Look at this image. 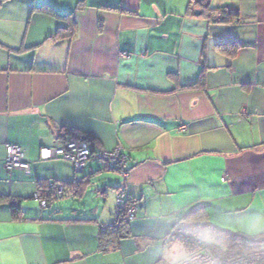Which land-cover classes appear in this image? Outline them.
<instances>
[{"label": "crops", "instance_id": "1", "mask_svg": "<svg viewBox=\"0 0 264 264\" xmlns=\"http://www.w3.org/2000/svg\"><path fill=\"white\" fill-rule=\"evenodd\" d=\"M71 134L96 152L81 173L39 156ZM116 148L127 179L96 155ZM124 188L134 217L102 247ZM0 195L20 200L0 264H156L198 214L264 237V0H0Z\"/></svg>", "mask_w": 264, "mask_h": 264}, {"label": "trees", "instance_id": "2", "mask_svg": "<svg viewBox=\"0 0 264 264\" xmlns=\"http://www.w3.org/2000/svg\"><path fill=\"white\" fill-rule=\"evenodd\" d=\"M212 14L220 16L218 19L220 22H227L234 17L235 15L229 13L226 8H219L211 12ZM74 26V23H73ZM66 34L57 31L55 38L62 39V38H69L74 34V31H70ZM68 134V132H66ZM74 138H77L75 135H72ZM81 141H84L91 150V156L96 153L91 148V139L89 137L85 138H77ZM99 154V153H98ZM96 154V155H98ZM115 171L120 172L123 170L118 165H112ZM124 171V170H123ZM41 198L46 201L48 205L53 199L59 198V196H54L53 192L47 188L45 190H41ZM48 202V203H47ZM0 203H7L8 209L12 218L19 219L20 217V200L15 197H6L0 195ZM135 202L132 199H129L127 202V208L131 205H134ZM196 211L195 213H197ZM198 218V216H197ZM196 218V219H197ZM129 221L126 219L125 214L123 213L121 222L117 226V228L110 229L105 232L101 233L105 236H101V245L105 247L104 240L105 237L108 235H114L115 238H121L122 236H126L128 229ZM111 227V226H110ZM176 240L179 241L184 248L186 256L193 254L199 250H207L210 254H212L216 258L221 259H230L234 258L238 255H241L246 252H250L253 250H258L264 248V237H248L243 234L232 233L226 231L224 229L217 228L214 225H211L208 222L194 220L186 221L178 225L177 227V235Z\"/></svg>", "mask_w": 264, "mask_h": 264}, {"label": "built area", "instance_id": "3", "mask_svg": "<svg viewBox=\"0 0 264 264\" xmlns=\"http://www.w3.org/2000/svg\"><path fill=\"white\" fill-rule=\"evenodd\" d=\"M39 156L41 160L62 157L73 164L77 173H81L84 170L85 162L91 156V150L84 141L69 137L66 138L63 144L57 148H41ZM97 156L104 161L106 159L110 161L112 160L113 164H115L114 161L120 163L124 159V155L119 148L112 151L100 152ZM27 168L28 164L24 160L22 149L16 145H7L5 148L6 171L10 172L13 169L26 170ZM124 176L126 178V172L123 171L122 177ZM49 190L53 192L54 196L62 194V187L60 185L52 183L49 185ZM129 199H131V197L125 188L119 190L114 211L115 219L113 220L111 227L118 226L117 224L121 222L123 213H125L128 221L133 219L136 207L134 204L127 208V202ZM40 204L41 206H44L46 202L42 200ZM101 228L105 231L107 226H105L104 229L103 227ZM175 264H264V248L246 252L230 259L216 258L207 250H199L186 256Z\"/></svg>", "mask_w": 264, "mask_h": 264}, {"label": "rangeland", "instance_id": "4", "mask_svg": "<svg viewBox=\"0 0 264 264\" xmlns=\"http://www.w3.org/2000/svg\"><path fill=\"white\" fill-rule=\"evenodd\" d=\"M90 158V157H89ZM109 161V162H108ZM125 158L123 159V161L122 162H120V163H118V162H115L114 161V163L115 164H113V162H112V160L110 161V160H105V163H111L112 165H118V166H120L121 168L124 166V164H125ZM87 162V161H86ZM86 162H85V164H86ZM118 163V164H117ZM74 170H75V168H74ZM121 175H122V173H123V170L122 171H120L119 172ZM118 173H116V174H113V175H110V176H105V177H110V178H113L114 176L116 177V178H118V176H120V174L119 175H117ZM127 177H128V172H126V178H125V176H124V179H127ZM57 185V184H56ZM120 190V189H119ZM119 192V191H118ZM59 196H61V195H59ZM115 214V213H114ZM114 214H113V220L115 219V216H114ZM197 216H199L198 218H197ZM122 218V217H121ZM197 218V219H196ZM194 220H200V221H203V218H202V216L200 215V214H198V215H196L195 216V218H194ZM120 223V222H119ZM119 223L117 224V225H119ZM103 226V229H104V227H105V225H102ZM111 226V225H110ZM114 227H107L106 229V231H108V230H110V229H113ZM115 228H117V226L115 227ZM100 232L101 233H103L104 232V230H100ZM165 255H164V257H162V259L158 262V263H156V264H175V263H177V262H179V261H181L182 260V258H183V254L185 253V251H184V248H183V245L182 244H180V242L179 243H176V244H174V245H172L171 247H169V248H165ZM185 258V257H184ZM183 258V259H184Z\"/></svg>", "mask_w": 264, "mask_h": 264}, {"label": "bare ground", "instance_id": "5", "mask_svg": "<svg viewBox=\"0 0 264 264\" xmlns=\"http://www.w3.org/2000/svg\"><path fill=\"white\" fill-rule=\"evenodd\" d=\"M109 162V161H108ZM118 164V163H117ZM125 214V213H124ZM123 215V214H122Z\"/></svg>", "mask_w": 264, "mask_h": 264}]
</instances>
